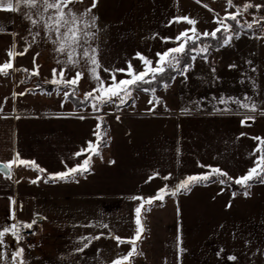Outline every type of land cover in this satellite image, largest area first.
I'll list each match as a JSON object with an SVG mask.
<instances>
[{
  "label": "crops",
  "instance_id": "obj_1",
  "mask_svg": "<svg viewBox=\"0 0 264 264\" xmlns=\"http://www.w3.org/2000/svg\"><path fill=\"white\" fill-rule=\"evenodd\" d=\"M86 1L89 0H83ZM166 1L168 0H163L162 3L165 4ZM174 4V0H169L166 6H160V11L164 14L169 11L170 15L155 23L153 28L156 29L152 32L132 30L123 36L116 32L107 42L111 50L105 49V53L101 50L100 24L96 25L93 31L98 32L94 38H89V43L84 47H88L89 51L96 49L95 55L101 66L98 75L105 80L106 86L112 81L108 73L103 71L104 68L126 69L131 63L133 69L141 71L144 66L138 54L152 60V67H156V54L174 47L172 42L163 40L174 39L180 34L175 30L178 23L173 22L169 26L170 21L175 20ZM7 13L9 12L0 11V28L4 30L0 32V65L10 61L7 53L12 50L13 58L10 62L14 68L7 70L8 76L0 74V163L17 159L18 165L19 160L23 159L34 162L35 166L44 170L39 172L30 163L28 166L14 165L12 174L8 177L0 173L1 219L6 220L8 217L10 221H19L27 218L30 222L35 219L36 223L33 225L37 229H47L42 244L39 238L24 251L27 254L24 256L27 264H103V203L113 205L123 200H133L134 196L148 198L165 185L171 187L187 176L208 173L210 168L221 169L233 180L244 175V168H228L222 162L212 161L204 150L203 154L197 156V127L207 124L212 127L214 123L221 122L227 125L233 117L241 127L253 125L255 121L247 124L242 123L243 117L236 115L199 113L198 103L187 102L184 95L180 101L168 103H164V98L157 97L164 104L160 108L154 106L155 100L152 95H148L150 100H154L152 103L148 101L139 107H134L133 103L122 113L111 110V106L114 107L112 103L105 104L96 111L92 109V101L87 108L77 110L65 97L64 100H58L57 94L43 95L46 99H41L39 95L42 94L28 92V89L37 87L36 80L41 83L51 81L53 69L57 70L59 78L62 65L58 60L65 61L67 56L54 50L56 46L47 39V32L42 25L32 28V33L39 32L33 42V35L29 32L31 24L23 23L17 12L11 15ZM166 28L171 29L167 32ZM30 42L31 47L26 54L16 55L28 47ZM111 45H116V48ZM79 51L82 53L83 49ZM103 54L106 55L104 60L109 63L106 67L102 66ZM34 57L35 64L39 66V74L29 83H21L22 74L15 69L33 70ZM89 67L81 56L79 70L83 72V76L77 85L80 97L85 96L82 95L83 92H91L96 87L94 80L90 78ZM76 70L65 71V78L70 79ZM127 77L130 76L116 72L115 79L118 82ZM176 82L177 79L174 83ZM163 90L164 88L160 91ZM182 91L186 93L187 90ZM14 93L17 94L15 98ZM95 95L99 96L97 93ZM164 97L168 98L166 95ZM184 109L187 111H183ZM193 114L202 117V121L196 122L189 118ZM102 116L107 118L109 124L110 141L92 171L69 182L45 183L42 179L45 175L67 171L85 158L84 155L77 157L75 154L85 148L89 141H96L94 131L100 121L98 117ZM205 140V143L210 144L207 135ZM247 142H251L253 149H256L257 140L248 139ZM256 157V154L253 155V158ZM198 164L210 168L199 167ZM169 174L170 179H162ZM38 177V182L32 183ZM150 177L154 178L149 181ZM262 188L264 183L254 184L249 188L248 196L243 195V192H235L236 196L233 197V191L227 184H197L187 194L165 196L163 206L160 202L151 210H165L171 219H178L181 229L189 227L191 234H195L197 229V225L192 226V220H214L221 217L237 221L233 225L238 230L242 229L243 234L264 236ZM12 201L15 202L14 205ZM13 210L14 219H10ZM150 214L152 213L148 215ZM258 217L261 219H257ZM7 225L11 224L5 223L2 226ZM228 233L230 232H226ZM92 237L100 238L90 239ZM4 242L8 262L10 251H14L16 247L12 245L11 237L5 236Z\"/></svg>",
  "mask_w": 264,
  "mask_h": 264
},
{
  "label": "rangeland",
  "instance_id": "obj_2",
  "mask_svg": "<svg viewBox=\"0 0 264 264\" xmlns=\"http://www.w3.org/2000/svg\"><path fill=\"white\" fill-rule=\"evenodd\" d=\"M168 1L164 4L162 3L163 0H98L97 6L92 9V13L98 17L96 25L100 24L101 50L103 53H105V49L107 51L111 50L107 42L111 36L116 35V32L117 35L123 36L128 35L132 30L138 32L144 30L154 31L156 29L153 28L155 23L170 15L169 11L167 14L160 11V6H166ZM91 3L92 0L82 2L76 4L75 8L83 11L85 7H90ZM174 3L175 11L173 14L175 18L186 16L195 19L197 21L195 27L198 32L207 31L211 33L217 27L214 19L222 18L225 16L226 11L235 12V6H243L245 3H251L253 6L264 5V0H233L234 7L230 9L227 7L226 0H199V3L197 0H174ZM26 11L27 9L22 6L17 14L23 23L29 24L30 21L22 15ZM7 14L11 15L13 12ZM243 15L249 21L255 22L260 17H264V6L259 11H256L253 7ZM178 24L175 29L178 32L192 27L186 21L178 22ZM262 27L264 26L259 27L251 34L243 29L239 39L234 37L228 46L212 50L207 59L197 57L186 76L176 77V83L164 88L163 92L159 90L160 92L155 91L152 94L155 101L157 97L164 98V103H168V101L178 102L186 96L184 100L187 102L198 103L197 110L199 113L236 115L243 117L244 120L246 117L254 116L255 119L252 121H255V123L248 126H239L234 121L235 117H233L227 125H223L221 122L214 123L212 127H209V124L197 127L199 133L197 135V156L200 153L203 154L204 150L207 153L206 155L212 158V161L222 162L224 166H229L228 168H244V175L253 167V161L255 160L253 158L254 149L251 142H247V140L256 141L253 139L254 137L264 138V31H261ZM170 29L166 28V31L168 32ZM189 35H191V32H189ZM114 46L116 45H111L112 48ZM174 46L176 45L174 44ZM113 51L116 52L115 49ZM104 56L106 55L103 54L102 66L106 67L109 63L104 60L106 59ZM35 82L40 81L36 80ZM71 89L69 87L64 91L53 94L58 95V100H64L65 91L69 92ZM180 89L187 91L184 93ZM40 94H42L39 95V97H42L41 99H46L43 96L46 95L45 93ZM84 94L86 93L83 92L82 95ZM97 94L101 95L100 92H97ZM148 95L150 94L133 91L132 99H128L127 102L133 101L134 107H139L150 101ZM165 95L168 98H165ZM246 96L251 97L252 102L257 104L258 110L256 112H250L243 108L237 109L234 103L227 105L229 111L217 110L226 107L225 104L219 103L221 99H243ZM96 103L99 104V101H96ZM112 105L114 107L111 106V110L115 112L123 113L127 108L124 106L125 104H122V108L117 110L115 104ZM163 105L154 103L157 108ZM189 118H193L192 120H196V122L202 121V117L195 114L189 116ZM201 135L203 136L201 137ZM206 135L210 144L205 143L206 140L204 141ZM258 144L259 141H257V146ZM259 154V152H256L257 157ZM159 203L160 201H156L153 206H157ZM139 204L140 201L138 200H123L113 205L103 203L101 218L103 264H112L113 260L130 251V244L118 245V242L110 237L118 236L123 239L133 237V229L136 227L134 224V209ZM149 213L152 214L148 215ZM1 218V226L5 223L11 225L14 223L17 225L30 223V219L27 218L19 221H10L8 217L6 220ZM257 219H261V217ZM142 221L145 231L142 242H139L137 252L143 254L134 255L131 258V264H264V236L243 234L242 229L238 230L237 226L233 225L237 221H229L221 217L214 220L205 218L192 220V226L197 225L195 234L190 233L189 227L181 229L178 219H171L165 210L160 208L143 212ZM64 222H68V220ZM104 225L108 227H103ZM37 232L38 236L33 242H20L25 250L30 244L37 242L39 238L40 244L44 242L42 238L47 234V229L39 227ZM226 232L230 233L226 234ZM5 236L11 237L12 245L17 247L11 234ZM6 248L0 246V253H5ZM25 254L24 252V256ZM231 256L236 259H228ZM8 262L3 256H0V263L8 264Z\"/></svg>",
  "mask_w": 264,
  "mask_h": 264
},
{
  "label": "snow or ice",
  "instance_id": "obj_3",
  "mask_svg": "<svg viewBox=\"0 0 264 264\" xmlns=\"http://www.w3.org/2000/svg\"><path fill=\"white\" fill-rule=\"evenodd\" d=\"M82 2L83 0H0V11L17 12L20 11L22 6L26 8L27 11L22 15L25 19L30 21L32 27L29 29V32L33 35V42L35 37L39 35V32L37 31L32 33V28L42 25L47 32V39L51 40L53 45L56 46L54 50L61 55L67 56V60L65 61L58 60V63L62 65L59 71V78H57V70L53 69V79L51 81H46L48 83L62 86L65 89L72 87V93L65 91L64 95L66 98L69 95L75 94V88L78 85V81L83 76V72L79 70L80 58L82 56L85 65H90V78L93 79L96 84V87L93 88L91 92L85 94L86 99L91 98L93 101L92 108L96 111H99L100 108L107 103L115 104L117 107L127 103L128 99H132V92L137 89L145 92L151 91L154 93L155 88H144L142 85H150L158 79L162 81L164 80L166 73L170 75L172 80L175 79V76L171 75V73H179L180 75L186 76L188 70L192 66V62L197 59V56H202L204 59H207V54L210 51L211 45L208 43H201V37L204 39L214 40L217 45V50L219 47L228 46L234 37L236 39L240 38V35L245 27L248 29L253 27L252 23H242L239 17L253 7H255L256 11H259L260 8L264 6H253L251 3H245L243 6H235V12L226 11L225 16L219 19H214L217 27L212 30L211 33L207 31L203 33L198 32L195 27L197 23L195 19H191L186 16L175 18L174 21H170L169 26H171V23L173 22L178 23L186 21L187 24L192 27L180 32V34L174 39L163 38L164 42H172L176 46L163 53L156 54V67H152V60L138 54L139 59L144 66L143 70L137 72L133 69L131 63L128 64L126 69L110 70L108 68H104L103 71L108 73L109 78L112 81L111 84L106 86L105 80L98 75V70L101 66L95 55L96 49L93 48L89 51L88 47H84L85 44L89 43V38H94L96 35V32L93 30L96 29V21L98 17L92 13V9L97 6L98 0H92L90 7H85L83 11H79L75 8V5ZM197 2L199 3V0H197ZM226 3L229 9L234 7L233 0H226ZM33 16L36 18L34 19ZM262 21H264V17H260L258 20H255V23L260 24ZM3 31L4 30L0 28V32ZM261 31H264V27L261 28ZM189 32H191V35H189ZM218 33L220 34L219 36ZM53 37L55 38L53 39ZM30 47L31 42L28 44V47L24 48L19 53H16V55L26 54L28 48ZM80 49H83L82 53L79 51ZM7 54L11 61V58H13V51L9 50ZM38 55L39 53H37V56ZM10 61L0 65V74L4 76L9 75L7 70L14 68L13 63ZM182 61H184L183 66H181ZM33 65L34 67L31 71L28 69L15 70L27 72L29 76L38 75L39 66L35 64V57L33 58ZM72 69H77L75 75L70 79L65 78V71H70ZM116 72L125 73L130 76V78L122 79L116 82ZM21 83H23V81H21ZM162 86L167 88L169 85L167 82H164ZM97 92H100L101 95H95ZM25 94L26 93H19V95ZM16 95L17 94L14 93L13 98H15ZM96 101H99V104H97ZM152 102V100L149 101V103ZM155 102L159 104V98H156ZM219 103L226 105L224 109H217L220 111H229L230 109L227 107L229 103H234L237 106V109L243 108L250 112H256L258 110L257 104L253 103L251 97L247 96L243 99H221ZM183 111H187V109H184ZM117 119H119V117H117ZM254 119V116H249L246 117L242 123H246L247 120ZM98 120H100L101 123L97 125V128L94 131V135L97 138L96 141H89L85 148L75 154L77 157L84 155L85 158L78 161L75 166L67 169V171L50 175L45 179V183L49 181L69 182L70 180H74L77 174L84 175L85 173H90L92 156L96 155L102 158L100 149L102 146L107 145V140H103V144H101V140L107 134L106 129L102 132L103 117H98ZM253 139L259 141L257 148L253 151V155L255 156L256 152H259L260 155L253 161V167H251L245 175L235 178L234 181L232 177H229L226 172H223L219 168H210V166L198 164L199 167H209L210 171L208 173L187 176L171 187L165 185L164 188L157 190L154 196L148 198H144L142 196L132 197L133 200L141 201L139 206L134 209V224L136 227L133 229V237L130 239H123L118 236L110 237L115 239L118 242V245L128 243L131 245V248L127 254L113 260L112 264H131V258L134 255L143 254L142 252H137L139 242H142L143 233L145 231L142 221V213L150 211L156 201H160L161 206H163L162 202L165 195L175 196L180 191L187 194L191 191V188L197 184L206 185L208 182H212L224 185L232 181L244 189L243 195L248 196V189L251 187V182L264 183V147H261L264 145V138L254 137ZM30 163L34 166L35 170L41 172L44 171L43 169H39L38 166H35L34 162H28L20 159L19 164L17 165V159H12L8 162L0 163V172H4L5 169H7L10 174L14 165L28 166ZM152 178L154 177H150L149 181ZM170 178L171 174H169V176L162 177L164 180H168ZM38 180L39 177L37 180L32 181V183H37ZM232 195L235 197L236 193L233 192ZM12 204L14 205L15 202L12 201ZM9 218L14 219V210ZM35 223L36 220H33L30 223L23 224V227L26 229H32L33 224ZM103 227L108 226L104 225ZM6 234H11L17 245L15 251L10 252V264H27L24 257L25 249L20 245V242L24 239V237L19 231V226L15 223L12 225L0 226V246L7 247L4 242ZM99 238L100 237H92L90 239ZM84 247H87V245H84ZM0 256H3L5 260H8V254L0 253ZM228 259L235 260L236 258L231 256L228 257Z\"/></svg>",
  "mask_w": 264,
  "mask_h": 264
},
{
  "label": "trees",
  "instance_id": "obj_4",
  "mask_svg": "<svg viewBox=\"0 0 264 264\" xmlns=\"http://www.w3.org/2000/svg\"><path fill=\"white\" fill-rule=\"evenodd\" d=\"M239 19L241 20L242 23H244V22L252 23V24L254 23V22L249 21L243 14L239 17ZM258 28L259 27H252L251 29H248V28L245 27V30L248 33L251 34V33L255 32ZM219 35L220 34L218 33V36ZM201 43H208V44L211 45V48H210L209 53L207 54V57L210 55V53H211L212 50H217V45H216V42L214 40L204 39L203 37H201ZM223 47H225V46H223ZM223 47H219L218 49H221ZM197 57L203 58L202 56H197ZM183 63H184V61L181 62V66H183ZM193 63L194 62H192V66H193ZM20 69H24V68H20ZM19 72L22 74V80H23L24 83H29L33 78H35L37 76V75L29 76V74L27 72H23V71H19ZM171 75H174L175 76V79H176L177 76H180L179 73H171ZM175 79L172 80L170 78V75L168 73H166L165 74V77H164V80L161 81V80L158 79L156 82H153L150 85H142V87H144V88H155V91H159V90H162L164 88L162 86V84L164 82H167L168 85H171V84L174 83ZM36 84H37V87L36 88L28 89V92L45 93L46 95L51 96L55 92H61V91H64L65 90V88H63L62 86L55 85V84L48 83V82H45V83L37 82ZM70 88H72V87H70ZM135 91H141V92H144V93L150 94V95L153 94V92H151V91L145 92V91L139 90V89H137ZM72 92H73V88L71 89V91H69V93H72ZM66 100L70 101L74 105L75 109L86 108L91 103V98H87L86 99V95H85V97H80L78 95V86H76V88H75V94L74 95H69L66 98ZM132 102L133 101H129V102L125 103L124 106L125 107H128V106H130L132 104ZM107 104H109V103H107ZM121 106L122 105H120L119 107L116 106V109L117 110H120L122 108ZM102 117H103L102 132H103V130L106 129V133L107 134L101 140V144H103V140H107V145L101 147V149H100L101 154H103L104 149L109 145V141H110V137H109V124H108L107 118L105 116H102ZM100 123H101V121H99V124ZM261 147H264V145H262ZM100 158H101L100 156H96V155H93L92 156L91 171H92L95 163L97 162V160H99ZM39 172H41V171H39ZM85 174H87V173H85ZM79 176H81V175H78L77 174L75 176V179L77 177H79ZM47 177H49V176L45 175L44 177H42V179L45 180ZM49 182H52V181H49ZM210 183H212V182H208L207 184H210ZM254 184H260V183L259 182H251V186L254 185ZM202 185H204V184H202ZM227 185H229L231 187V189H232L233 192H244V189L240 185H236L232 181H230L229 183H227ZM178 193H184V192L183 191H180ZM165 196L171 197L172 195H165Z\"/></svg>",
  "mask_w": 264,
  "mask_h": 264
},
{
  "label": "built area",
  "instance_id": "obj_5",
  "mask_svg": "<svg viewBox=\"0 0 264 264\" xmlns=\"http://www.w3.org/2000/svg\"><path fill=\"white\" fill-rule=\"evenodd\" d=\"M21 235L24 237L22 242L31 243L38 236L37 227L33 225L32 229H26L23 227V224L18 225Z\"/></svg>",
  "mask_w": 264,
  "mask_h": 264
},
{
  "label": "water",
  "instance_id": "obj_6",
  "mask_svg": "<svg viewBox=\"0 0 264 264\" xmlns=\"http://www.w3.org/2000/svg\"><path fill=\"white\" fill-rule=\"evenodd\" d=\"M261 26H264V21H262L260 24H257L255 22L253 23V27H261ZM246 123L247 124H251L252 123V120H247ZM0 173H2L4 176L8 177V176H10L12 174V170H11V173L10 174L8 173V170L7 169H5L4 172H0Z\"/></svg>",
  "mask_w": 264,
  "mask_h": 264
}]
</instances>
